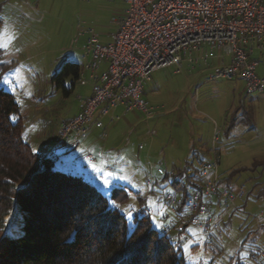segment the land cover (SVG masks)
<instances>
[{
  "label": "rangeland",
  "instance_id": "374dc122",
  "mask_svg": "<svg viewBox=\"0 0 264 264\" xmlns=\"http://www.w3.org/2000/svg\"><path fill=\"white\" fill-rule=\"evenodd\" d=\"M0 6L4 61L17 63L4 75L0 88L14 96L23 137L40 153L45 143L53 145L60 124L80 112L81 98L92 94L86 43L95 36L102 45L109 44L127 5L122 0H0ZM255 59L259 61L257 75L264 79V51L256 53ZM71 63L79 66L81 80L64 76L60 84L55 78ZM219 65L218 59L211 58L208 64L185 63L153 72L144 88V99L155 109L152 119L139 110L124 114L121 106L112 114L119 120L106 118L95 137L83 139L57 163L65 172L84 175L109 198L112 208L126 216L130 226L134 217L148 213L156 229L177 228L180 222L171 223L174 198H166L173 193L166 178L184 166L192 150L210 151L218 128L220 175L226 179L231 172L244 169L232 184L235 192L245 187L244 193L232 210L223 215L218 211L212 220L218 228L209 240L198 241L202 230L193 225L184 234L175 230L167 234L175 243L181 241L188 264H236V257L244 264H258L249 258V250L255 245L257 220L264 223V93L248 95L240 78L208 81ZM241 104L251 105L255 126L249 129L240 124L227 137L224 131ZM83 150L93 161L86 159ZM205 158L210 160V154ZM93 165L102 169L98 176L82 171ZM109 172L112 177L107 176ZM105 178L110 181L107 186ZM261 190L263 195L258 197ZM21 226L20 214L0 221V230L14 236L21 234ZM247 237L245 244L252 246L240 250ZM258 260L264 264V258Z\"/></svg>",
  "mask_w": 264,
  "mask_h": 264
},
{
  "label": "built area",
  "instance_id": "2783aa9c",
  "mask_svg": "<svg viewBox=\"0 0 264 264\" xmlns=\"http://www.w3.org/2000/svg\"><path fill=\"white\" fill-rule=\"evenodd\" d=\"M122 1L127 5L126 15L111 42L102 45L93 36L84 47L92 94L81 98L75 117L60 124L57 138L45 154L51 159L80 145L89 129L103 128L106 118L119 120L112 114L121 106L124 114L139 110L147 120L152 119L155 109L144 99V88L151 74L160 69L185 63L208 64L216 58L220 65L208 81L240 78L248 95L264 93V79L257 75L259 61L255 59L256 53L264 51V0ZM218 142L219 129L215 128L210 160L205 162L196 190L186 203L187 223L167 230L161 227L160 234L173 230L184 234L187 226L193 225L202 230L198 241L209 240L218 228L208 217L211 202L223 215L243 195L245 187L235 192L219 185ZM85 157L93 161L91 154ZM171 202L170 211L176 215L179 200ZM262 235L264 223L257 220L255 245L249 250L252 260L264 258ZM260 240L262 244H258Z\"/></svg>",
  "mask_w": 264,
  "mask_h": 264
},
{
  "label": "trees",
  "instance_id": "16d2710c",
  "mask_svg": "<svg viewBox=\"0 0 264 264\" xmlns=\"http://www.w3.org/2000/svg\"><path fill=\"white\" fill-rule=\"evenodd\" d=\"M4 56L0 47V82L17 67L15 61H4ZM70 75L80 80L76 63L66 65L55 79L61 84L62 78ZM240 124L254 128L251 105L241 104L232 113L225 135L228 137ZM23 128L14 96L0 88V221L18 214L22 221L17 236L0 230V264H188L181 241L175 243L173 236L160 234L148 213L134 217L130 226L126 216L112 208L109 198L84 175L59 168L61 155L51 159L45 152L33 151L23 137ZM208 152L192 150L184 166L166 178L173 198L179 200L171 221L174 225L185 219L186 203L200 181ZM241 171L244 169L231 172L226 179L221 176L220 187L232 190L233 180ZM261 195L262 190L258 197ZM121 199L125 201L127 196ZM245 243L248 237L240 250L252 246ZM235 259L236 264H244L240 257Z\"/></svg>",
  "mask_w": 264,
  "mask_h": 264
},
{
  "label": "crops",
  "instance_id": "0c3cea01",
  "mask_svg": "<svg viewBox=\"0 0 264 264\" xmlns=\"http://www.w3.org/2000/svg\"><path fill=\"white\" fill-rule=\"evenodd\" d=\"M102 70H105V65L103 66V69ZM91 94H89V95H87L86 97H89ZM104 128V127H103ZM57 133H58V130L56 131V133H55V136H54V141H55V139H56V137H57ZM97 132H96V128H91V130H90V134H88L87 136H86V138H84L85 140H87V139H89L90 137H95V134H96ZM54 141H53V143H54ZM89 142V140L87 141V143ZM52 144L51 143H45L44 145H43V149H42V151L40 152V153H44L45 152V150H46V148L48 147V146H51ZM209 150L208 149H204L203 150V152H208ZM85 156H86V151L85 150H83V152H82ZM207 154H209V153H207ZM96 162H93V164H95ZM96 168H98V167H96ZM99 169V168H98ZM84 170L88 173V174H90V176L92 175V176H98V173H100V171H96V170H94V168H85V169H83L82 171L84 172ZM217 213H218V210L215 208V205H213V206H211L210 207V214H209V218L210 219H214V218H216L217 217ZM260 264H263V263H260Z\"/></svg>",
  "mask_w": 264,
  "mask_h": 264
},
{
  "label": "snow or ice",
  "instance_id": "6c2138e0",
  "mask_svg": "<svg viewBox=\"0 0 264 264\" xmlns=\"http://www.w3.org/2000/svg\"><path fill=\"white\" fill-rule=\"evenodd\" d=\"M2 46H3V45L0 44V47H2ZM93 168H94V170H96V171H102V169H98V168H96V165H93ZM112 175H113V174H112L111 172L107 173V176H108V177H112ZM103 183L107 186V185L110 183V181H109V179L105 178L104 181H103ZM128 215L131 216V212H130V211L128 212ZM158 226H160V225H158Z\"/></svg>",
  "mask_w": 264,
  "mask_h": 264
}]
</instances>
